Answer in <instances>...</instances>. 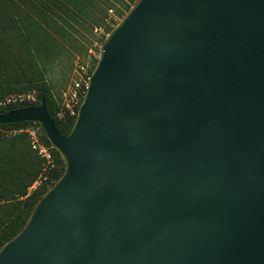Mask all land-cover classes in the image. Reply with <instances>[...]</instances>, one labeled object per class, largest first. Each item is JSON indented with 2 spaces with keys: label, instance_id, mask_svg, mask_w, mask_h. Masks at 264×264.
I'll return each mask as SVG.
<instances>
[{
  "label": "water",
  "instance_id": "1",
  "mask_svg": "<svg viewBox=\"0 0 264 264\" xmlns=\"http://www.w3.org/2000/svg\"><path fill=\"white\" fill-rule=\"evenodd\" d=\"M24 121L65 170L0 264H264V0H137L70 132Z\"/></svg>",
  "mask_w": 264,
  "mask_h": 264
},
{
  "label": "trees",
  "instance_id": "2",
  "mask_svg": "<svg viewBox=\"0 0 264 264\" xmlns=\"http://www.w3.org/2000/svg\"><path fill=\"white\" fill-rule=\"evenodd\" d=\"M89 0H0V102L35 94L36 101H15L0 106V113L38 106L46 101L61 134H68L77 117L56 100L49 74L52 63L64 52L58 36L66 24L80 22ZM135 3V2H134ZM131 4L125 5L126 11ZM118 22L106 25L107 33ZM107 36H105L104 40ZM99 58V57H98ZM98 58H94L93 72ZM37 128L38 140L50 149L52 163L33 147L29 131ZM65 162L35 121L0 123V248L26 224L38 200L62 176ZM36 188L31 190L36 182Z\"/></svg>",
  "mask_w": 264,
  "mask_h": 264
},
{
  "label": "rangeland",
  "instance_id": "3",
  "mask_svg": "<svg viewBox=\"0 0 264 264\" xmlns=\"http://www.w3.org/2000/svg\"><path fill=\"white\" fill-rule=\"evenodd\" d=\"M136 1L89 0L86 5L87 10L80 22L71 20L72 26L66 24L67 32L64 33V36H58L64 45V52L59 59L52 63L48 77L54 96L60 107L63 108L62 90L71 82L75 70L80 65H85L91 69L94 58L99 57L101 45L104 42L105 36L108 35L106 25L109 23L113 24L115 21L119 22L127 13L125 5L128 3L133 5ZM26 100L35 102V94L27 95ZM6 102L8 103V101ZM61 112L62 110L59 114ZM29 131H35V134L38 136L37 128L32 127ZM52 158L50 161L47 160L48 164L53 162ZM39 182H36L31 190L36 188Z\"/></svg>",
  "mask_w": 264,
  "mask_h": 264
},
{
  "label": "built area",
  "instance_id": "4",
  "mask_svg": "<svg viewBox=\"0 0 264 264\" xmlns=\"http://www.w3.org/2000/svg\"><path fill=\"white\" fill-rule=\"evenodd\" d=\"M113 12V10H111ZM90 78L89 68L85 65H80L79 68L75 70L74 77L71 82L62 90L63 99V111L60 115L65 112L71 115L78 113L79 107L83 101L86 89L88 86V81ZM26 100V96H20L19 98L8 99V103L15 101ZM7 102H0V105ZM33 137V147L39 150V153L44 156L47 160H51V152L47 146L38 141L35 131H30Z\"/></svg>",
  "mask_w": 264,
  "mask_h": 264
}]
</instances>
